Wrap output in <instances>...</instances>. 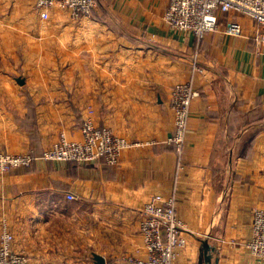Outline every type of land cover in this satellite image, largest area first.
<instances>
[{"label":"crops","instance_id":"obj_1","mask_svg":"<svg viewBox=\"0 0 264 264\" xmlns=\"http://www.w3.org/2000/svg\"><path fill=\"white\" fill-rule=\"evenodd\" d=\"M169 3L97 0L90 16L55 7L45 20L33 0H0V150L42 154L87 119L145 143L115 167L38 160L0 175V239L7 225L29 264H127L157 193L177 195L187 225L177 264H205L206 251L211 264H264L245 249L264 207L261 28L224 13L198 44L164 21ZM197 51L200 97L177 176L170 96Z\"/></svg>","mask_w":264,"mask_h":264},{"label":"built area","instance_id":"obj_2","mask_svg":"<svg viewBox=\"0 0 264 264\" xmlns=\"http://www.w3.org/2000/svg\"><path fill=\"white\" fill-rule=\"evenodd\" d=\"M34 8L42 19H49L55 7L68 9L76 18L90 16L97 0H33ZM235 12L252 18L261 28L256 36L264 45V0H170L164 21L173 29L191 34L200 44L206 35L219 29L221 14ZM198 51L192 57L191 77L183 84L173 86L170 108L174 114V132L167 145L177 153V176L183 170L184 150L190 131L194 101L200 97L195 87L197 73H203L198 61ZM143 142H130L114 134L107 126H98L91 119L84 120L77 128L63 131L59 139L41 155L34 151L12 154L0 150V175L30 167L38 160L56 164L74 162L79 166L103 163L109 167L119 164L127 148L139 147ZM178 197L155 194L144 206L141 222V241L126 256L135 264H177L181 253L188 246L187 225L177 211ZM14 236L5 228L0 239V264H28L29 257L14 250ZM246 251L264 263V207L255 210L251 237L245 243Z\"/></svg>","mask_w":264,"mask_h":264},{"label":"water","instance_id":"obj_3","mask_svg":"<svg viewBox=\"0 0 264 264\" xmlns=\"http://www.w3.org/2000/svg\"><path fill=\"white\" fill-rule=\"evenodd\" d=\"M18 83H20L21 85H23L25 83V80L23 78H19L17 79ZM94 259L96 261L95 264H106L105 259L102 256L99 255H94ZM205 264H211V256L208 255L207 251L205 252ZM202 264V262H201Z\"/></svg>","mask_w":264,"mask_h":264},{"label":"rangeland","instance_id":"obj_4","mask_svg":"<svg viewBox=\"0 0 264 264\" xmlns=\"http://www.w3.org/2000/svg\"><path fill=\"white\" fill-rule=\"evenodd\" d=\"M169 4H170V3H169ZM168 6H169V5H168ZM81 124H82V123H81ZM58 139H59V138H58ZM50 147H51V146H50ZM50 147H49V148H50ZM42 153H43V152H42ZM39 155H41V154H39ZM32 165H33V164H32ZM32 165H31V166H32ZM31 166H30V167H31ZM81 167H82V166H81ZM5 228H6V229H7V230H8V231L14 236V234L10 231V229L8 228L7 225H5ZM14 239H15V237H14ZM26 256H27V255H26ZM27 257H28V256H27ZM126 261H127V260H126ZM28 264H29V263H28ZM127 264H135V263H134V262H131V261L128 260V261H127Z\"/></svg>","mask_w":264,"mask_h":264},{"label":"trees","instance_id":"obj_5","mask_svg":"<svg viewBox=\"0 0 264 264\" xmlns=\"http://www.w3.org/2000/svg\"><path fill=\"white\" fill-rule=\"evenodd\" d=\"M29 100H30V102L29 103H32V98L29 96ZM67 164H70V165H78V164H76V163H74V162H69V163H67ZM79 166V165H78Z\"/></svg>","mask_w":264,"mask_h":264}]
</instances>
